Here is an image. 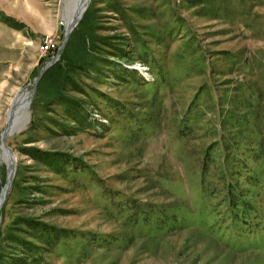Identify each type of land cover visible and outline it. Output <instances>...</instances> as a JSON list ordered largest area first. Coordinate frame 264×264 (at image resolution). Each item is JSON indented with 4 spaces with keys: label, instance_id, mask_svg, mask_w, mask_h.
Wrapping results in <instances>:
<instances>
[{
    "label": "rangeland",
    "instance_id": "374dc122",
    "mask_svg": "<svg viewBox=\"0 0 264 264\" xmlns=\"http://www.w3.org/2000/svg\"><path fill=\"white\" fill-rule=\"evenodd\" d=\"M65 1L0 0L1 259L264 264V0Z\"/></svg>",
    "mask_w": 264,
    "mask_h": 264
},
{
    "label": "bare ground",
    "instance_id": "6f19581e",
    "mask_svg": "<svg viewBox=\"0 0 264 264\" xmlns=\"http://www.w3.org/2000/svg\"><path fill=\"white\" fill-rule=\"evenodd\" d=\"M66 7L68 11L67 15V22L66 27L64 29L69 30L71 26H73L74 23H76V18L78 21H80V18L83 17L85 12L87 11L89 0H66ZM30 91V90H29ZM31 97V92H22L17 96V99L13 105V109L9 115V127L8 130L4 136L5 138H8L15 134L17 131L22 130L25 125L28 123V108L30 106L29 99ZM1 161L5 163L8 166L9 169V182L4 188L3 194H2V202L0 203V208L4 204L8 191L10 189L11 185V178L12 175H14V171L16 168V158L14 156L12 157L5 146H2L1 150Z\"/></svg>",
    "mask_w": 264,
    "mask_h": 264
},
{
    "label": "water",
    "instance_id": "95a60500",
    "mask_svg": "<svg viewBox=\"0 0 264 264\" xmlns=\"http://www.w3.org/2000/svg\"><path fill=\"white\" fill-rule=\"evenodd\" d=\"M81 19H82V17L80 18V20H81ZM78 23H79V21H78V19L76 18V23H74L73 26H71V28H70L69 30L65 29V30H66V35H65V42H64V44L67 42L70 33L74 30V28L77 26ZM7 140H8V138H5V139L3 138V146L6 147L8 153L13 157L12 152H11V150H10L8 144H7ZM3 191H4V190H3ZM2 194H3V193H2ZM1 197H2V195H1ZM1 202H2V199L0 198V203H1Z\"/></svg>",
    "mask_w": 264,
    "mask_h": 264
},
{
    "label": "trees",
    "instance_id": "16d2710c",
    "mask_svg": "<svg viewBox=\"0 0 264 264\" xmlns=\"http://www.w3.org/2000/svg\"><path fill=\"white\" fill-rule=\"evenodd\" d=\"M10 21H12V20H10ZM12 243L16 245L18 243V241L17 240H13ZM0 259H1V257H0ZM0 264H6V263L4 262L3 259H1L0 260Z\"/></svg>",
    "mask_w": 264,
    "mask_h": 264
}]
</instances>
